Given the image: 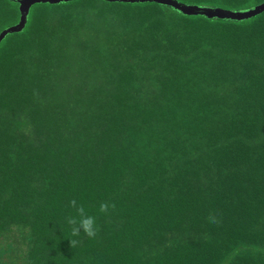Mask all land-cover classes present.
Wrapping results in <instances>:
<instances>
[{
  "label": "trees",
  "instance_id": "1",
  "mask_svg": "<svg viewBox=\"0 0 264 264\" xmlns=\"http://www.w3.org/2000/svg\"><path fill=\"white\" fill-rule=\"evenodd\" d=\"M73 199L98 232L71 249ZM0 264H264V12L34 4L0 43Z\"/></svg>",
  "mask_w": 264,
  "mask_h": 264
},
{
  "label": "water",
  "instance_id": "2",
  "mask_svg": "<svg viewBox=\"0 0 264 264\" xmlns=\"http://www.w3.org/2000/svg\"><path fill=\"white\" fill-rule=\"evenodd\" d=\"M74 0H18L20 3L21 19L17 25H14L0 34L1 41L10 33L21 32L27 25L30 9L34 4L51 3L59 4L61 2H70ZM107 2L119 3H158L175 8L189 16L202 15L207 18L231 19V20H246L255 17L264 12V4L247 11H230L222 8L199 7L196 5H187L178 0H105Z\"/></svg>",
  "mask_w": 264,
  "mask_h": 264
},
{
  "label": "clouds",
  "instance_id": "3",
  "mask_svg": "<svg viewBox=\"0 0 264 264\" xmlns=\"http://www.w3.org/2000/svg\"><path fill=\"white\" fill-rule=\"evenodd\" d=\"M69 207L74 210V215L65 218L68 231V237L65 240L69 242L72 249L79 244L82 236L94 238L98 232V225L96 216L90 214L77 200H70ZM108 210L109 205L107 203L101 202L99 204L98 212L100 214H105Z\"/></svg>",
  "mask_w": 264,
  "mask_h": 264
}]
</instances>
